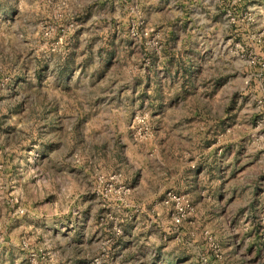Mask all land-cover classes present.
<instances>
[{
	"label": "rangeland",
	"instance_id": "obj_1",
	"mask_svg": "<svg viewBox=\"0 0 264 264\" xmlns=\"http://www.w3.org/2000/svg\"><path fill=\"white\" fill-rule=\"evenodd\" d=\"M0 264H264V0H0Z\"/></svg>",
	"mask_w": 264,
	"mask_h": 264
},
{
	"label": "built area",
	"instance_id": "obj_2",
	"mask_svg": "<svg viewBox=\"0 0 264 264\" xmlns=\"http://www.w3.org/2000/svg\"><path fill=\"white\" fill-rule=\"evenodd\" d=\"M164 203L173 204L175 206L174 221L176 224H181L185 216L192 209L190 200L176 191L170 190L164 197Z\"/></svg>",
	"mask_w": 264,
	"mask_h": 264
}]
</instances>
